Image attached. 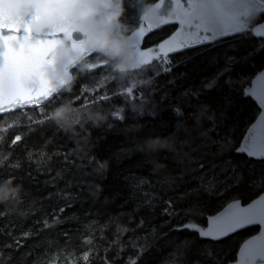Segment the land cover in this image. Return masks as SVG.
Masks as SVG:
<instances>
[{
    "label": "snow or ice",
    "instance_id": "obj_1",
    "mask_svg": "<svg viewBox=\"0 0 264 264\" xmlns=\"http://www.w3.org/2000/svg\"><path fill=\"white\" fill-rule=\"evenodd\" d=\"M27 4L33 9L27 20L0 15V116L23 110L28 120L26 130L51 125L48 112L59 103L62 93L58 88L72 83L76 90L69 99L74 108L109 105L123 98L124 103L109 105L106 115L114 123L107 122L108 130L130 119L126 114L128 101H136L142 108L147 105L153 118L167 111L170 118L162 119L160 126L168 133L183 127L179 146L188 147L192 159L187 170H171L176 182L169 184L145 165L146 157L136 153L125 137L111 159L105 158L117 167L129 162L116 174L125 191L118 189L111 197L113 201L121 198L120 211L101 214L89 208L83 215L92 221V231L81 233L79 243L71 240V233L61 232L63 239L55 240V255H49L52 237H44L46 243L42 245L37 239L26 258L31 259L36 252L46 258V264H264V0H239L235 4L229 0H169L167 4L155 0L139 17L128 41L132 62L127 67L136 75L147 76L150 92L137 90L135 84L117 83L113 88L116 80L108 61L91 51L101 41L86 28L68 22L73 9L93 10V4L87 0H27ZM150 14L154 19L149 20ZM44 26L47 30L41 34ZM78 28L83 35L76 38ZM164 28L167 31L158 42L145 43L150 34ZM249 37L255 43H245ZM65 43L75 58L88 60L92 86L80 83L77 87L71 80L70 72L76 70L71 60L63 65V76L56 84L48 78L55 50ZM206 53V68L213 70L211 77L203 78L199 87L179 85L177 91V82L184 80L187 72L173 74L174 69L186 67L195 56ZM161 76L165 79L154 83ZM218 84L216 96L207 99L206 93ZM29 112L38 118L28 116ZM145 127L143 124V132ZM27 138L25 131L14 133L4 146L14 152ZM51 143L43 141L41 147ZM36 155L24 146L23 158L40 172L44 161L50 164L60 152L39 151L40 159H34ZM95 159L89 154V161ZM5 160L12 161V157ZM3 163L0 161V166ZM76 163L71 151L66 150L62 167L54 174L48 167L44 183L57 190L48 193L46 199L55 195L65 202L35 221L40 225L37 237L52 228L57 214L67 221L64 212L75 207L79 193L70 191L73 181L66 177L74 172ZM8 167L12 171L6 176L14 182V172L24 164L17 159ZM26 175L35 180L31 171ZM0 176L5 173L0 172ZM100 179H107V173ZM60 181L69 191L59 190ZM237 188H254L258 194L246 202L238 195H226ZM213 199L219 211L210 214L206 201ZM129 203L133 205L131 211H123ZM4 217L0 215V220ZM0 229L7 231L3 224ZM246 229L255 231L234 247L233 237ZM23 235L31 238L33 233ZM33 264L41 262L33 260Z\"/></svg>",
    "mask_w": 264,
    "mask_h": 264
},
{
    "label": "trees",
    "instance_id": "obj_2",
    "mask_svg": "<svg viewBox=\"0 0 264 264\" xmlns=\"http://www.w3.org/2000/svg\"><path fill=\"white\" fill-rule=\"evenodd\" d=\"M155 0H123L125 12L121 17L123 26L116 27L112 32L111 36L104 42L119 41L124 35H128L133 27L139 23V11L144 8V4H151ZM125 28L127 32L125 33ZM166 28L160 29L157 32L150 34L145 43L158 42L160 38L164 37ZM245 43H255V40L249 37ZM195 56L194 59L190 60L186 67L174 69L175 72H187V77L178 81L177 91L179 85L183 86H201L203 78L208 79L212 75V69L206 68V57ZM83 63L87 65L88 60L83 59ZM78 65V64H77ZM75 65V66H77ZM75 71H71L70 75L74 76L75 79H71L75 82L78 87L80 83H87L92 86L94 81L89 78L87 67L80 68L75 67ZM83 74V75H80ZM147 80V76L143 74L137 75ZM165 79L164 76L159 78V81L154 83L162 82ZM120 83L115 81L112 87L115 88L116 84ZM222 83V80H221ZM71 85V92H62V95L58 97L60 111L57 113L59 120L58 126L45 125L40 127L39 125L32 127L31 129H25L28 124L27 116L23 110L15 113L18 119L12 123L2 122L0 124V161H3V165L0 166V172L5 173V176H0V194L6 196L5 204L0 205V215H4V219L0 220V224L4 225L7 231L0 229V264H33V260H40L41 264H46V258L39 255L36 252H32L31 259L26 257L32 251V246L36 243L37 239H40L41 244L46 243L44 237H52L51 247L52 252L49 255H55L57 245L56 239H63L60 236L61 232L71 233V240L74 243H79L81 233H89L92 231L90 219H86L83 213L91 208L93 213L97 210L101 214L107 213H118L120 211L119 204L121 198H117L115 201L111 199L112 194L116 190L125 191L122 181L117 177V173L128 167L129 162L126 161L124 164L117 167L114 162L111 164L105 159H111V153L115 151L125 140V137L132 142V146L136 153L143 154L146 159L144 163L149 167L160 179L168 181L169 184L175 183V177L171 170L175 167L187 170L190 166L189 161L192 159L190 155V149L188 147L181 148L179 146V140L182 138L184 129L173 128V132L168 133L167 128L160 126V121L168 120L170 114L167 111L160 113L157 117L153 118L148 115V106L143 108L136 101H128L126 108V114L130 117L123 125L115 124L112 130H108L107 122L114 123L108 120L106 115L107 111L110 110L109 105L111 104H122L125 101L123 98H116L114 101L109 102V105L103 106V113L106 119L99 122V126L94 127L91 125V121L96 118L100 108L89 105L87 108H74L70 103V94L76 89L73 88L72 83L64 85L61 89ZM219 84L213 88L212 91L206 93V98L211 99L216 96ZM137 90L143 89L146 92L151 91V84L145 83L143 88L136 87ZM175 95V92L173 93ZM168 103V102H166ZM135 105V107L133 106ZM143 111V116H141ZM28 116L38 118L35 114L29 112ZM6 116H0L2 121ZM79 124H84L86 127H79ZM143 124L146 125L143 129ZM15 125V127H14ZM59 134H56L57 129ZM9 129H11L9 131ZM25 131L27 139L24 145H18L14 152H10L4 145H7L8 140L14 133ZM30 132V134H28ZM154 133V134H148ZM51 140L52 143L47 145L46 148H42V142ZM158 141V142H156ZM28 145L29 150L37 153L34 159H40L39 151H47L51 154L53 151H59L60 157L53 158L50 164L44 161V167L40 172L35 170V164L29 165L27 160L23 158L24 146ZM70 150L72 153V159L77 163L73 173H69L66 179L71 178L73 181V187L70 189L73 193H79L75 207L67 209L63 217H68L65 221L62 217L57 214V221L53 224L52 228L47 233L41 232L40 237L35 235V232L40 229V225L36 224V220H42L46 215L50 214L53 208L62 205L65 201L61 197L55 195L51 199H46L48 193L55 192L57 189H53L50 185H46L44 181L48 178V167H51L53 174L57 168L62 167L61 160L64 152ZM188 155L185 156L184 153ZM89 154H94L97 159L89 161ZM11 156L12 161H6L5 157ZM138 158V157H136ZM20 159L24 164V167L19 172H14L17 179L13 182L10 181L6 176L9 169L8 164ZM182 159L183 163L177 161ZM103 165V167H101ZM31 171L32 178L26 173ZM143 171H147L145 168ZM107 173V179L101 180L100 176ZM22 177V179H21ZM79 180L77 185L76 181ZM16 188V192L9 191V189ZM59 190L69 191L64 181L58 183ZM103 190V192H102ZM102 192V193H101ZM258 194V190L254 188H237L227 193V196H240L246 202ZM208 204L207 211L211 214L214 211L219 210L216 207L217 201L214 199L206 201ZM133 208L132 203H129L123 211L128 212ZM95 218V217H94ZM52 224V221L49 220ZM88 224L89 227L85 228L84 225ZM12 225V227H9ZM255 229H246L241 233L233 237L234 247L238 246L242 237H246L251 234ZM24 232H32L31 238L23 235ZM99 235V232H96ZM10 244L11 247H4V245ZM19 245V246H17ZM46 251V249H45ZM101 253L103 249L101 248Z\"/></svg>",
    "mask_w": 264,
    "mask_h": 264
},
{
    "label": "water",
    "instance_id": "obj_3",
    "mask_svg": "<svg viewBox=\"0 0 264 264\" xmlns=\"http://www.w3.org/2000/svg\"><path fill=\"white\" fill-rule=\"evenodd\" d=\"M87 2L94 5L93 10L73 9L72 14L67 17V20L77 26L86 28L95 39L105 42L111 36L116 27V17L120 12L121 0H87ZM154 2L155 1L152 3ZM165 2L167 4L169 0H165ZM238 2L239 0H233L232 3L235 4ZM151 4L146 8L150 7ZM32 11L33 9L27 4V0H0V15L8 14L10 17L27 20L32 14ZM152 19H154V16L150 14L149 20ZM32 27L35 34L36 26L33 25ZM46 30L47 26L40 29L41 34ZM74 35L76 38H79L83 33H81L78 28ZM130 36L131 32L127 35V49ZM82 59H84V57L75 58L70 45L67 43L57 47L51 69L47 72L48 78L53 84H56L63 76V65L65 63L71 60L75 66ZM63 86L64 85H60L58 91H60Z\"/></svg>",
    "mask_w": 264,
    "mask_h": 264
},
{
    "label": "clouds",
    "instance_id": "obj_4",
    "mask_svg": "<svg viewBox=\"0 0 264 264\" xmlns=\"http://www.w3.org/2000/svg\"><path fill=\"white\" fill-rule=\"evenodd\" d=\"M230 3L233 0H229ZM147 3L144 4V8L147 7ZM125 12L123 0H121L120 12L117 14L116 23L118 26H123V22L121 17ZM143 9L139 11V15H143ZM127 32V28H125V33ZM127 35H124L119 41L109 42L105 44L101 41L100 44L91 48V51L101 57L106 58L108 61L110 74L115 78L116 81L120 82L124 85L135 84L136 87L143 88L145 85V79L137 76L133 73L127 66L131 64L132 58L129 55V50L126 46ZM80 68H86V64L83 63V59L78 62L77 66ZM71 76V75H70ZM71 79H75L74 76H71ZM62 92H71V85L60 89ZM98 108L101 109L100 112L97 113L96 118L91 121V125L94 127L99 126V122L106 119V116L103 113V106L97 105ZM60 105L56 104L51 110L48 112V116L51 118L53 126L59 125V120L61 117L57 116V113L60 111ZM158 142V141H156ZM185 156L188 155L187 152L184 153ZM178 163H183V160L180 159L177 161ZM103 167V165H101ZM9 191L16 192V188L9 189ZM6 196L4 194H0V205L5 204Z\"/></svg>",
    "mask_w": 264,
    "mask_h": 264
},
{
    "label": "rangeland",
    "instance_id": "obj_5",
    "mask_svg": "<svg viewBox=\"0 0 264 264\" xmlns=\"http://www.w3.org/2000/svg\"><path fill=\"white\" fill-rule=\"evenodd\" d=\"M17 119H18V116H16V115H9V116H6L2 121H0V124L4 121L12 123V122L16 121Z\"/></svg>",
    "mask_w": 264,
    "mask_h": 264
},
{
    "label": "bare ground",
    "instance_id": "obj_6",
    "mask_svg": "<svg viewBox=\"0 0 264 264\" xmlns=\"http://www.w3.org/2000/svg\"><path fill=\"white\" fill-rule=\"evenodd\" d=\"M85 59V58H84Z\"/></svg>",
    "mask_w": 264,
    "mask_h": 264
}]
</instances>
